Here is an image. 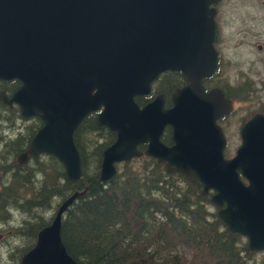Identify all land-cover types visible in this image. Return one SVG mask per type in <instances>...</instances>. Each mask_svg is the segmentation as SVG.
I'll use <instances>...</instances> for the list:
<instances>
[{
  "label": "water",
  "instance_id": "water-1",
  "mask_svg": "<svg viewBox=\"0 0 264 264\" xmlns=\"http://www.w3.org/2000/svg\"><path fill=\"white\" fill-rule=\"evenodd\" d=\"M217 0H0V78L17 80L13 100L24 117L42 125L26 152L59 160L65 178L78 180L80 158L73 131L83 117L115 133L101 151L99 179H111L117 162L142 153L178 173L210 203L229 232L246 238L249 250L264 249V115L240 129L231 158L215 120L231 110L221 90L203 91L202 78L216 70L213 46ZM165 71L187 81L142 106L151 81ZM171 128L172 144L160 141ZM146 144L143 151L137 146ZM22 162V161H21ZM74 190L61 201L49 224L19 264H78L60 239L62 214L83 195Z\"/></svg>",
  "mask_w": 264,
  "mask_h": 264
},
{
  "label": "trees",
  "instance_id": "trees-1",
  "mask_svg": "<svg viewBox=\"0 0 264 264\" xmlns=\"http://www.w3.org/2000/svg\"><path fill=\"white\" fill-rule=\"evenodd\" d=\"M174 73L167 77L172 82L167 91L182 85V75ZM136 102L142 101L136 98ZM80 126L96 134L97 140L85 146L78 142L76 132L73 135L81 156V178L67 180L63 169L52 165H58L53 156L46 162L49 169L58 171L51 182L55 197L60 195L63 200L74 190L86 189L64 213L59 232L65 251L78 264H254L249 262L252 251L246 241L239 233L228 231L215 207L212 211L209 194L201 195V186L190 185L178 173H166L154 159L140 156L138 166L130 165L134 158L121 162L110 180L101 181L100 151L115 135L105 126H97L93 117L83 119ZM163 140L170 141L169 130L163 133ZM86 150L93 159L90 165L84 162ZM47 171L41 169L42 174ZM51 183L45 189L48 197ZM44 225L37 222L32 227L31 240ZM187 241L195 245L190 246L189 260L180 251L182 245L189 247Z\"/></svg>",
  "mask_w": 264,
  "mask_h": 264
},
{
  "label": "rangeland",
  "instance_id": "rangeland-1",
  "mask_svg": "<svg viewBox=\"0 0 264 264\" xmlns=\"http://www.w3.org/2000/svg\"><path fill=\"white\" fill-rule=\"evenodd\" d=\"M214 7L216 9L215 20L219 35L217 33L218 42H213V44L214 48H217L219 44L222 56L221 61H219L220 70L215 80H219L220 86L231 98V102H235L234 106L237 105L239 109H242L233 110L234 112L231 113L232 115L228 119V124L230 123L231 127L228 130L225 148H223V156L227 157V154H232L234 148L240 143V138L235 133L239 119L243 117L242 120H244L256 110L264 112V86L260 87V81L264 79V0H219ZM258 44L262 46V51L259 53L256 50ZM2 80L7 81L9 79ZM229 80L233 82L231 83L233 86H236H230ZM184 82L187 83L185 78L182 79V84ZM18 116L17 111L10 110L7 113L0 109V117L2 118L0 120V134H6L7 130L3 128L7 126L10 131L8 133H12L14 136L21 133L24 126L30 130L29 127L32 123L26 121L29 119L25 118L20 122L19 119L21 118H17ZM33 123L35 124V122ZM26 130L24 129V132ZM33 131L34 129L30 130V132ZM74 133L78 134V142L85 146L90 145L93 140L97 141L94 138L96 134L88 132L86 127L75 128ZM73 144H75L74 139ZM10 148L6 149L9 150ZM75 148L80 158L81 168V156L76 144ZM41 154L40 156H31L34 157V160H31L27 167L16 170L17 175L9 173V168L5 166L7 163L9 164V159H0V182L4 179V185L10 184L7 189H0V264L18 263L20 256L23 254L22 249L27 248V245H29L27 249L31 248L36 241L35 238L31 240L32 227L37 222L49 224L60 203V195L57 197L53 195L54 184L51 183L55 180L52 177L54 178V174L58 171L49 169L46 166L47 157L45 158V155ZM47 156L52 157L51 154ZM83 156L85 157V164L88 162V165H90L93 159L88 155L87 150L83 151ZM56 161L58 165L54 162H52V165L55 166V169H63L64 172L62 163L57 159ZM138 164V158H134L130 162V165L133 166H138ZM43 168L46 171L48 170L47 175L42 174L41 169ZM14 176H17V178L13 179ZM21 178H26L29 182L24 190L21 186L17 187L21 184ZM48 183H51L48 186L50 192H52L51 197H48L45 192ZM42 185L44 187L41 189L42 191L40 190L41 194L39 192L36 194V191ZM0 186H2L1 183ZM57 188L60 190L59 186ZM38 203L45 204L34 208L33 206ZM211 209L213 211V207ZM242 238L246 241L244 236ZM185 244L189 247L182 245L180 251L189 260L190 254L192 255L190 246L193 243L187 241ZM193 247L195 248V245ZM263 251L264 249L252 251L249 262L252 260L254 264H264ZM207 263H209L208 259Z\"/></svg>",
  "mask_w": 264,
  "mask_h": 264
},
{
  "label": "flooded vegetation",
  "instance_id": "flooded-vegetation-1",
  "mask_svg": "<svg viewBox=\"0 0 264 264\" xmlns=\"http://www.w3.org/2000/svg\"><path fill=\"white\" fill-rule=\"evenodd\" d=\"M218 1L216 3H218ZM215 5L216 4H214V6ZM215 32H216V35H215V40L213 41L214 43L218 42L217 33L219 35V32L217 31V26H216V31ZM214 49H215V51L217 53V56H218L217 65H216L217 71L212 76H210L208 78L200 79L202 87H203V91L204 92H208V90L211 89V88H217V89L221 90L222 93H223V96L226 99H229L230 102H231V98L228 97L226 91L222 88V86H220L219 80H215V77L217 76V74L219 73V70H220L219 61H221L222 56H221V53H220V50H219V44H218L217 48H214ZM256 50H257L258 53L261 52L262 51V46L260 44H258ZM173 73L174 72L165 71V72L160 73V75L157 76L156 78H154L151 81L148 95H138V97L134 98L135 102H136V98L137 99L140 98L141 101H142L141 103H137L136 102L137 105L142 106L145 103L149 102L151 99H153L155 96L160 95L162 93V94H164V98H163L164 107H170L171 106L170 105V99H169L170 92L173 90V88L181 87V86H183L186 83V82H184L180 86H173V88H171L169 91H167V88L172 86V82L169 81V79L167 77L168 76H172L170 74H173ZM182 78L184 79L183 76H182ZM231 83H233V82H230V80H229V85L230 86H232V87L236 86V85L233 86ZM252 83L254 85L253 80H252ZM260 83H261L260 87L264 86V79L261 80ZM18 86H19V82L17 80H10L9 79L7 81H4V80L0 79V109L4 110L7 113H9L10 110H13L14 112L17 111V113L19 114V116L17 118H21V119H19V121L21 122V121L25 120V118H28L29 120H26V121H28V123H32L31 127H29V129L30 130L34 129L33 132H30V130H28V128H26V126H24L23 130L21 131V133H17L14 136V134L8 133L10 131L8 129V126H7V127L3 128L5 130H7L6 134H3V135L0 134V159L1 160L9 159V164L7 163V165H5V166H7L9 168V171H10L9 173H11L13 175H17V173H15L16 170H20V169H23V168L27 167V165H29L31 160H34L33 159L34 157H31L29 154H27L26 155L27 159L25 161H23L24 158L22 156L20 157V155H22L23 153L26 152L28 144H29V142L31 141V139H32V137L34 135L33 133L42 125V122H41L40 118L37 115H33L32 117H24V116H22V114L19 111L18 105L13 100H11L12 94L18 89ZM231 103H232L231 110L227 114L221 115V117H219V118H217L215 120L216 125L220 127L221 132L223 133V136H224V138L226 140L228 139L227 138L228 130L231 127L230 126L231 124L230 123L228 124V122H229L228 119L232 115L231 113L234 112L238 108L237 105H236L237 107L234 106L235 102L232 101ZM263 107H264V103H263ZM238 110H242V109L238 108ZM95 113L96 112H91V113L87 114L85 117H83L81 119L80 124L83 121V119H85V118L93 117V120H94L95 119ZM256 113H261V114L264 115V112H260V111L256 110L255 112H252V114L249 117L245 118L244 120H242L243 117H241L239 119V122L237 124L238 127L236 128V132H235L236 136L239 137L240 129L243 126L242 124H244L247 119H249L250 117H252ZM0 120H2L1 117H0ZM33 122H35V124ZM94 123L96 124L95 120H94ZM80 124L76 128H78L80 126ZM97 126H99V125H97ZM100 127H103V126H100ZM24 129H27V130L24 132ZM163 129H164L163 133H165L167 130H169V140L170 141L169 142H164V143L167 144V145H170L172 143V140H171V137H170L171 128L166 126ZM163 133L160 136V141H162ZM114 135H115V133H114ZM114 139H115V136H114ZM114 139H113V141H114ZM112 142H110L108 145L112 144ZM108 145H105V146H108ZM2 147H4V148H2ZM8 147H11V148L8 150V149H6ZM104 147L101 149V151L104 149ZM145 147H146V144H140V145L137 146V149L139 151H143ZM235 148H234V152L232 154H230V155H228L227 152H226V154H227L226 158H230V157H232L234 155L235 150H236ZM101 151H100V154H101ZM40 154H38L36 156H40ZM42 154L45 155V158L46 157L48 158L47 155H50L48 153H46V154L42 153ZM141 156H144V155L142 154ZM133 158H131V159H133ZM148 158H150V157H148ZM131 159H129V160H131ZM151 159H154V158H151ZM123 162H127V161H123ZM155 162L157 163L156 160H155ZM119 163H121V162H117V164H119ZM117 164H115L116 170H117ZM157 164H159L161 166V168L163 169V171H165L164 170V164H161V163H157ZM16 178H17V176H14L13 179H16ZM23 179H24L23 180L24 184L28 185L27 184V179L26 178H23ZM3 180L0 182L1 185H2V186H0V189L3 188L5 190V189H7L9 187L10 184L9 185L8 184L4 185ZM12 182H13V180H12ZM24 184H22V182H21V184L17 185V187H20V186L23 187ZM200 186H201V184H199V187ZM0 193H1V191H0ZM0 197H1V195H0ZM17 264H19V261H18Z\"/></svg>",
  "mask_w": 264,
  "mask_h": 264
},
{
  "label": "bare ground",
  "instance_id": "bare-ground-1",
  "mask_svg": "<svg viewBox=\"0 0 264 264\" xmlns=\"http://www.w3.org/2000/svg\"><path fill=\"white\" fill-rule=\"evenodd\" d=\"M164 142V141H163ZM144 155V154H143ZM115 174H116V172H115ZM114 174V175H115ZM175 174V173H174ZM80 178H81V175H80ZM80 178H78V179H80ZM110 180V179H109ZM106 181H108V180H106ZM84 189V191L86 190L85 188H83ZM84 194V193H83ZM82 196V195H81ZM68 197V196H67ZM66 197V198H67ZM78 197H80V196H78ZM78 197H76V198H74L72 201H71V204H69L67 207H66V209H65V211H64V213L67 211V209L68 208H70L71 206H72V204H73V202L78 198ZM66 198H64L63 200H65ZM63 200H61V201H63ZM60 201V202H61ZM64 213L62 214L63 216H62V218H61V221H62V219H63V217H64ZM59 227H60V229H61V222H60V225H59Z\"/></svg>",
  "mask_w": 264,
  "mask_h": 264
}]
</instances>
